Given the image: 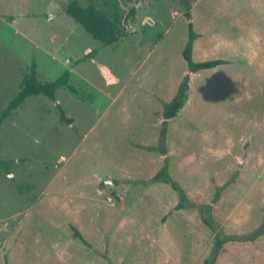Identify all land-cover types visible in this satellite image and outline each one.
<instances>
[{"label": "rangeland", "instance_id": "1", "mask_svg": "<svg viewBox=\"0 0 264 264\" xmlns=\"http://www.w3.org/2000/svg\"><path fill=\"white\" fill-rule=\"evenodd\" d=\"M71 1L97 4L0 0V111L33 59L39 82L69 70L82 95L29 97L0 128L14 161L0 170V264H264V0H119L125 36L110 46ZM188 23L194 62L225 63L189 75L165 154L149 151L187 73ZM164 165L182 207L150 182Z\"/></svg>", "mask_w": 264, "mask_h": 264}, {"label": "trees", "instance_id": "2", "mask_svg": "<svg viewBox=\"0 0 264 264\" xmlns=\"http://www.w3.org/2000/svg\"><path fill=\"white\" fill-rule=\"evenodd\" d=\"M65 13L80 27H82L93 39L100 42L103 46H110L116 43L120 38L124 37V28H121V13L119 8V0H97V4H89L81 6L77 1H71L65 8ZM130 12L128 16H133ZM198 37L193 31L192 24L188 23V42L183 50V58L187 64V73L182 78L178 85L175 96L169 103L164 106L163 111V128L159 136L158 147L147 148L149 151H160L165 154L164 146L167 135V124L174 119L180 110L183 108L188 99L189 89V75L198 71L211 69L221 64L223 60H205L201 62H194L193 60V43ZM95 51H89L79 61H84L94 56ZM70 77L69 70L63 71L60 76L50 82H39L37 63L33 59L26 72L21 75L18 91L8 101L6 106L0 111V128L5 120L10 117L13 112L18 109L23 103L32 96H44L50 100L55 99V92L58 88L64 87L71 94L82 96L77 88L71 86L68 81ZM59 111L60 122L71 124L72 120L65 117L63 109L57 105ZM14 163L13 160H6L0 157V170L5 174H10V167ZM151 183H166L169 184L172 190L179 195L180 203L178 206L182 207L186 196L183 190L168 178L167 167L164 165L150 180ZM206 226L211 227L210 223L203 219ZM72 229V236L80 240L85 246H89L83 236L74 228Z\"/></svg>", "mask_w": 264, "mask_h": 264}, {"label": "water", "instance_id": "3", "mask_svg": "<svg viewBox=\"0 0 264 264\" xmlns=\"http://www.w3.org/2000/svg\"><path fill=\"white\" fill-rule=\"evenodd\" d=\"M110 183H111V181H110V179H108V180L102 181L101 185H103V184H110Z\"/></svg>", "mask_w": 264, "mask_h": 264}]
</instances>
